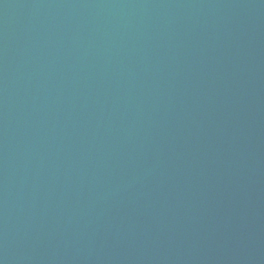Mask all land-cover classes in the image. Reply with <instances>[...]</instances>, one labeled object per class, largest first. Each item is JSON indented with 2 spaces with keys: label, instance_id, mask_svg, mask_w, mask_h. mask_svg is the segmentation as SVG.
<instances>
[{
  "label": "water",
  "instance_id": "obj_1",
  "mask_svg": "<svg viewBox=\"0 0 264 264\" xmlns=\"http://www.w3.org/2000/svg\"><path fill=\"white\" fill-rule=\"evenodd\" d=\"M0 264H264V0H0Z\"/></svg>",
  "mask_w": 264,
  "mask_h": 264
}]
</instances>
